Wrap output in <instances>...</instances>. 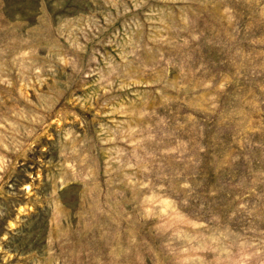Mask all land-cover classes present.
I'll list each match as a JSON object with an SVG mask.
<instances>
[{
    "label": "rangeland",
    "instance_id": "obj_1",
    "mask_svg": "<svg viewBox=\"0 0 264 264\" xmlns=\"http://www.w3.org/2000/svg\"><path fill=\"white\" fill-rule=\"evenodd\" d=\"M0 264H264V0H0Z\"/></svg>",
    "mask_w": 264,
    "mask_h": 264
}]
</instances>
